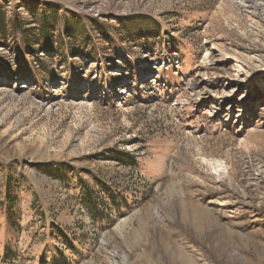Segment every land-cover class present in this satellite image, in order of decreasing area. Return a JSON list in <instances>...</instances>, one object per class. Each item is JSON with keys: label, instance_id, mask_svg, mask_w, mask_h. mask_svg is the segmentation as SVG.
I'll use <instances>...</instances> for the list:
<instances>
[{"label": "rangeland", "instance_id": "1", "mask_svg": "<svg viewBox=\"0 0 264 264\" xmlns=\"http://www.w3.org/2000/svg\"><path fill=\"white\" fill-rule=\"evenodd\" d=\"M0 264H264V0H0Z\"/></svg>", "mask_w": 264, "mask_h": 264}, {"label": "trees", "instance_id": "2", "mask_svg": "<svg viewBox=\"0 0 264 264\" xmlns=\"http://www.w3.org/2000/svg\"><path fill=\"white\" fill-rule=\"evenodd\" d=\"M1 26H4V24H2ZM3 32H6V29ZM119 159L124 160V161H131L130 166H132V167H135L137 165L136 159L130 153L120 154Z\"/></svg>", "mask_w": 264, "mask_h": 264}]
</instances>
